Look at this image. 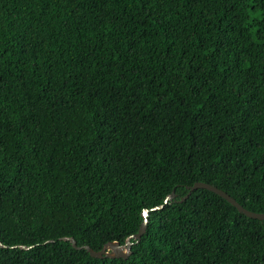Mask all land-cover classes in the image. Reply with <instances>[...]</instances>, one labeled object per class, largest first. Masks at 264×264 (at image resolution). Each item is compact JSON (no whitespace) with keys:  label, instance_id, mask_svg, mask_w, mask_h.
Masks as SVG:
<instances>
[{"label":"trees","instance_id":"1","mask_svg":"<svg viewBox=\"0 0 264 264\" xmlns=\"http://www.w3.org/2000/svg\"><path fill=\"white\" fill-rule=\"evenodd\" d=\"M198 182L264 214V0H0V264H264Z\"/></svg>","mask_w":264,"mask_h":264},{"label":"water","instance_id":"2","mask_svg":"<svg viewBox=\"0 0 264 264\" xmlns=\"http://www.w3.org/2000/svg\"><path fill=\"white\" fill-rule=\"evenodd\" d=\"M186 189L188 191L187 195L184 198H182L179 202L186 201V199L189 198V196L192 194V192L199 190V189H202V190L209 191V192L219 196L220 198L225 200L228 204H230L232 207H234L238 211V213L242 214L243 216H245L249 219H253V220L264 221V214L253 213V212L247 211L242 206H240L233 198H231L225 192L217 189L214 186L198 182V183H194V185H192L191 187H187ZM175 198H176V195L174 194V192H172L169 196H167L165 198L164 204H167L170 201H173ZM159 209H163V206L160 205V206H158L152 210H159ZM147 213H148V211L146 210V215H147ZM146 224H147V219L145 218V220H144L143 224L140 226L138 232L135 235L128 237L123 245H120L118 242H109V243L105 244L100 251H94L91 248H89L88 246L78 247L73 238H61L60 240L64 241V242H69L71 244L72 248L75 249L76 251L85 250L89 254V256L91 258H94V259H123V260H127L128 257L130 256L132 246L134 244L139 243L141 237L144 235L145 230H146ZM50 242H52V241H50ZM0 246L2 248H6V246H3L1 244H0ZM20 248L23 250H29L32 247L21 246Z\"/></svg>","mask_w":264,"mask_h":264}]
</instances>
